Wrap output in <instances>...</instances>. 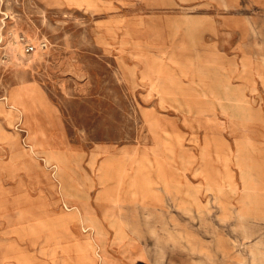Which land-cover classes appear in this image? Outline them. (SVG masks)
<instances>
[{
  "label": "rangeland",
  "instance_id": "1",
  "mask_svg": "<svg viewBox=\"0 0 264 264\" xmlns=\"http://www.w3.org/2000/svg\"><path fill=\"white\" fill-rule=\"evenodd\" d=\"M0 99V264H264V1L0 0Z\"/></svg>",
  "mask_w": 264,
  "mask_h": 264
},
{
  "label": "built area",
  "instance_id": "2",
  "mask_svg": "<svg viewBox=\"0 0 264 264\" xmlns=\"http://www.w3.org/2000/svg\"><path fill=\"white\" fill-rule=\"evenodd\" d=\"M27 45V51H29L31 48H32V46L30 45V44H28V43H26ZM46 45V43H44V46Z\"/></svg>",
  "mask_w": 264,
  "mask_h": 264
},
{
  "label": "crops",
  "instance_id": "3",
  "mask_svg": "<svg viewBox=\"0 0 264 264\" xmlns=\"http://www.w3.org/2000/svg\"><path fill=\"white\" fill-rule=\"evenodd\" d=\"M253 1H264V0H253ZM2 98H3V97H2ZM0 100H1V99H0ZM10 110H11V111H16L15 109H11V108H10ZM16 112H17V111H16ZM17 114H18V112H17Z\"/></svg>",
  "mask_w": 264,
  "mask_h": 264
}]
</instances>
